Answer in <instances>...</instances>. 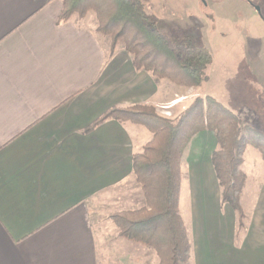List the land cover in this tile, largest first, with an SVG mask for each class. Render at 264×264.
Here are the masks:
<instances>
[{"label": "crops", "instance_id": "crops-1", "mask_svg": "<svg viewBox=\"0 0 264 264\" xmlns=\"http://www.w3.org/2000/svg\"><path fill=\"white\" fill-rule=\"evenodd\" d=\"M226 6L232 20L225 27L247 21ZM244 8L253 25L237 39L249 44L264 36V13L252 17ZM61 11L60 0H0V264H138L111 260L116 252L100 221L116 213V192L135 180L133 156L153 134L132 122L93 125L114 107L179 115L189 89L137 71L122 44L111 53L96 19L88 21L92 14L60 22ZM256 62L264 88L263 53ZM212 65L209 81L192 89L219 102ZM207 139L211 165L213 132L200 133L193 149L198 155ZM139 198L130 210L144 205ZM242 205L247 227L239 228L233 210L216 216L207 201L209 226L195 231L188 264H264V182L245 184Z\"/></svg>", "mask_w": 264, "mask_h": 264}, {"label": "trees", "instance_id": "trees-1", "mask_svg": "<svg viewBox=\"0 0 264 264\" xmlns=\"http://www.w3.org/2000/svg\"><path fill=\"white\" fill-rule=\"evenodd\" d=\"M60 22L94 14L97 32L111 41V53L119 44L131 56L137 71L187 89L201 88L210 79L213 56L208 48L180 29L165 33L159 19L147 11L151 0H60ZM109 120L146 127L153 139L133 156L135 181L144 205L115 213L111 220L119 236L154 251L159 264H188L192 244L180 215L182 164L192 141L202 132H213L217 147L211 163L221 189L223 205L235 212L239 228L246 216L242 205L246 175L240 169L248 146L264 159V135L211 96H197L174 118L154 107H114L93 127ZM92 127V128H93Z\"/></svg>", "mask_w": 264, "mask_h": 264}, {"label": "rangeland", "instance_id": "rangeland-1", "mask_svg": "<svg viewBox=\"0 0 264 264\" xmlns=\"http://www.w3.org/2000/svg\"><path fill=\"white\" fill-rule=\"evenodd\" d=\"M246 4L253 10L252 17L259 16L257 7L259 13L261 11L262 14L264 13V0H151L146 5V9L159 19L158 27L161 31L168 33L180 29L208 48L215 59L212 65L213 85L220 94L219 102L264 135V88L260 87L256 79L259 74L256 57L259 53L264 55V36L257 37V41H255L257 38L251 37L249 44L246 41L239 42L237 39L239 35H245L246 38L248 26L253 25L251 17L244 11ZM226 5L240 10L237 13L239 21L244 19L247 21H241L237 26L225 27L224 25L232 20L231 12L225 11ZM88 17V21H95L94 14ZM196 91L199 92L194 89L187 90L186 107L195 99ZM259 103L263 106L247 116L246 114H250L249 111L252 112L249 107L255 105L253 109H256ZM165 109L158 112L155 108L157 113L164 117L178 116V114L172 115ZM196 141L197 137L192 141L183 158L180 199V215L187 227L192 245L195 231L209 226L205 220L208 215L204 214L209 199L215 206L216 216L225 217L234 213L229 205L222 204L221 189L215 171L212 164H208V149L209 146H213V139H207L204 144L200 143L201 149L198 155L195 154V148L193 149ZM243 161L240 169L246 175L245 184L249 180L264 182V159L260 151L248 146ZM134 185H137L135 180L131 185L124 186L119 195L116 192V199L120 201L116 213L134 208L135 205L131 204V201L141 199L140 187L137 185L138 189H135ZM254 191L258 192V189L254 188ZM114 214L109 220L100 221V227L107 231V246L116 252L110 254L111 260H119L121 256V259H128L133 263L137 261L138 264H159L154 251L119 237L117 227L111 220ZM244 227H247V220L244 221Z\"/></svg>", "mask_w": 264, "mask_h": 264}, {"label": "water", "instance_id": "water-1", "mask_svg": "<svg viewBox=\"0 0 264 264\" xmlns=\"http://www.w3.org/2000/svg\"><path fill=\"white\" fill-rule=\"evenodd\" d=\"M256 10L259 12V8H256Z\"/></svg>", "mask_w": 264, "mask_h": 264}, {"label": "flooded vegetation", "instance_id": "flooded-vegetation-1", "mask_svg": "<svg viewBox=\"0 0 264 264\" xmlns=\"http://www.w3.org/2000/svg\"><path fill=\"white\" fill-rule=\"evenodd\" d=\"M258 8V7H257ZM260 11V10H259Z\"/></svg>", "mask_w": 264, "mask_h": 264}]
</instances>
